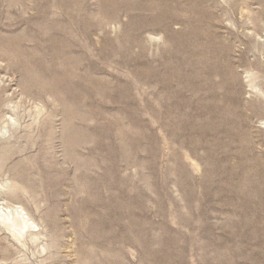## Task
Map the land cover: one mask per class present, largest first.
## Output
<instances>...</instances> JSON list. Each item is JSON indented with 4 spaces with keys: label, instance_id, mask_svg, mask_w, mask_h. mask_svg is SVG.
<instances>
[{
    "label": "rangeland",
    "instance_id": "obj_1",
    "mask_svg": "<svg viewBox=\"0 0 264 264\" xmlns=\"http://www.w3.org/2000/svg\"><path fill=\"white\" fill-rule=\"evenodd\" d=\"M0 264H264V0H0Z\"/></svg>",
    "mask_w": 264,
    "mask_h": 264
}]
</instances>
